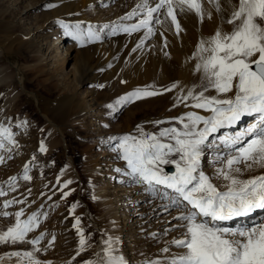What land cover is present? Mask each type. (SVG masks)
I'll return each mask as SVG.
<instances>
[{
    "label": "snow or ice",
    "instance_id": "snow-or-ice-1",
    "mask_svg": "<svg viewBox=\"0 0 264 264\" xmlns=\"http://www.w3.org/2000/svg\"><path fill=\"white\" fill-rule=\"evenodd\" d=\"M61 3L62 0H57L44 7L53 10ZM189 17H194L199 26L214 17L219 21L213 33L199 36L185 60L186 64L192 65L189 72L194 82L185 84L177 80L166 87L155 83L137 86L104 106L115 116L130 104L174 93L172 108L194 109L179 116L151 121L158 131L149 132L143 124H138L135 134L108 138L116 140L112 150L116 158L124 162L123 168L116 167L113 171L131 180L153 199L159 195L168 200L160 205L162 212L171 217L165 221L168 226L162 232L141 228L144 239L157 244L162 241L163 246L151 257L139 252L143 259L137 264H264V224L240 228L223 226L224 222L264 210V172L247 175L264 169V0H137L130 11L110 25L97 27L84 21L69 23L62 18H57L55 23L81 49L101 41L102 32L108 28L111 34H140L133 52L143 51L147 42L159 35L160 50L165 58H170L166 34L179 39L186 33L181 19ZM108 67H113L111 62ZM121 83L127 81L121 80ZM97 87L102 89L105 85ZM245 116L253 117L254 121L243 132L232 137H219L231 151L217 157L215 163L220 167L214 175L221 183H214L201 168L205 149L213 143L209 138ZM165 124L169 126L161 127ZM15 127L27 131L29 121L20 120ZM7 145L18 147L16 133L10 125L0 123V148ZM38 151L41 154L48 151L44 140L40 141ZM35 161L33 155L23 166L20 178L25 182L32 180L29 173ZM3 162L0 157V163ZM165 165L174 166V171L166 172ZM66 167L56 178L62 199L75 191L69 187L73 180L61 183ZM17 180V176L9 177L5 182L7 188L15 191ZM89 184L92 186L91 180ZM162 189L171 190L174 195L170 196ZM6 195L5 188L0 187V197ZM91 199L98 201L100 197L93 194ZM24 203H27L26 199L15 198L3 202L5 210L0 211V217H13L14 223L0 229V245H30L31 248L4 253L0 256V264L6 260H14V264H51L50 261L42 262L37 254L47 252L54 245L55 235L52 234L43 248L39 245L48 235L46 232L29 236L40 227L41 215L46 219L48 214L33 212L26 215L23 208L14 213L6 210L14 204ZM78 206L79 202L73 203L69 215H74ZM173 211L176 215H172ZM81 224V217L75 216L72 227L78 236V246L75 256L67 264H72L93 247V234L86 235ZM112 225L115 227L114 221ZM100 236L99 250L82 264H130L122 251L123 242L119 236L109 234L107 230H100ZM169 236L171 239H165Z\"/></svg>",
    "mask_w": 264,
    "mask_h": 264
},
{
    "label": "rangeland",
    "instance_id": "rangeland-1",
    "mask_svg": "<svg viewBox=\"0 0 264 264\" xmlns=\"http://www.w3.org/2000/svg\"><path fill=\"white\" fill-rule=\"evenodd\" d=\"M30 1L0 0V10L8 9L10 12L7 19V22H10L8 24L18 25L17 28H9L7 27L8 24L0 18V26H6V28H0V42L2 44L0 45V52H2L0 67H7L13 79L11 81L10 79L0 81V123L8 124L13 128L18 142V147L8 145L10 151L0 148V157L4 160L3 163H0V187H4L7 191L6 196L0 197V211L5 210L3 209L5 200L15 198L17 200L26 199L27 203L14 204L6 209L7 211L14 213L23 208L26 215L33 212H46L48 214L46 219L41 215L40 227L34 233L29 234L30 238L39 235L40 232L48 234L45 240L41 241L39 245L41 248L48 244L52 234L56 237L54 245L48 248L47 252L37 254L42 262L50 261L51 264H67L75 256L78 236L72 225L74 217L80 216L82 219L81 227L85 229V234H93L91 240L93 247L73 260L72 264H82L84 260L92 258L93 253L99 250L100 230H107L109 234L119 236L123 242L122 251L130 264H137L138 261L143 259L139 252L143 251L151 257L157 254L158 249L163 246L162 241L157 244L144 239L139 228L143 227L148 232H162L164 227L168 226L165 221L170 220L171 217L168 213L162 212L160 205L167 203L168 200L161 199L159 195L153 199L150 195L144 194L141 188L135 189L139 186L134 185L131 180L114 171L112 172V168L120 167L122 162L116 158V153L112 150L116 140L112 139L110 142L108 138L109 136L115 138L128 133L135 134L136 125L138 124H143L149 132L158 131L150 122L160 120L157 119L160 112H139L133 103L115 116L110 115L104 106L114 102L117 97L126 93L124 88H118L117 86L99 88L100 95L92 101V97L87 96L91 91L89 85L79 84L77 86V79H73L72 69L76 63L77 54L75 42L70 37L65 36L63 29L59 28L54 22L49 25V28L41 31L45 33L44 35L42 33V38H35L33 31H40L39 29H42V26L47 27L48 18L45 19L44 17L47 16L36 8L39 4H35L36 0ZM136 2L137 0H109L108 2L105 0H91L92 7L89 13H98L100 17L106 19V22L108 20L113 22L114 19L112 18L119 10L127 11L128 7L131 9ZM129 3L130 6H128ZM104 4H107L108 7H103ZM100 23L98 22L99 25ZM37 26L41 28L37 29ZM109 33V30L102 33V44L106 50H108L110 43ZM21 35L29 36L33 40V44L29 47L25 42L20 43ZM69 45H72V48L68 53L66 48H69ZM35 54L40 58L39 60L34 58ZM62 57L66 58L63 65H61L63 63ZM56 67H58V70L54 69ZM109 74L110 71H106L102 77V84L111 80L112 77ZM9 93L10 95H17V104L10 111L6 110L8 105L7 95ZM61 95L72 96L74 104H60L58 100ZM84 99L86 103L83 101ZM95 102L97 104L91 108L90 105L95 104ZM252 118L250 116L243 117V127H248L247 121ZM20 120L29 121L27 131L15 127ZM104 125L108 126L105 127ZM167 126L169 125L165 124L161 127ZM224 130V128H221L209 138L213 143L205 149L201 161L202 170L212 177L213 182H215L214 173L220 167L219 164L215 163L217 157L227 155L231 151L227 145L219 140ZM41 140H44L48 149L45 154L38 151ZM53 140H56V144L52 147ZM102 151L107 153L98 155ZM33 155L36 156V161L29 173L32 180L25 182L20 176L23 172V166L31 160ZM97 155L107 161L106 165L103 163L106 168L104 167L102 170H110L108 176L104 178L105 180L99 178L94 181L86 174L88 163ZM65 166L67 167L63 176H61V183L68 179L73 180V184L69 187L75 189V191L66 199H62V193L57 185L56 178ZM163 167L168 173L174 171L172 165ZM169 168H172L173 171L170 172ZM103 174H105V171ZM11 176L18 177L15 191L8 189L5 183ZM109 177L112 186L108 187H112L111 191L113 192L115 190L113 185L114 187L117 186L118 197L126 199L125 203H128L126 207L128 209L127 214L132 215L131 218H134V222L139 217H143L142 224L141 221L136 224H141L139 228H136V225L130 226L132 224L127 227L122 222L120 233L118 229L116 231L110 230L108 220L103 218L104 208L100 201L91 199L96 188L102 187L104 181L105 183L108 182ZM90 180L92 186L89 184ZM121 180L124 182L121 183ZM128 188L131 191H128ZM29 189H31V192H29ZM76 202H79V206L75 214L69 215L70 206ZM118 210L117 207V212ZM172 215H176L175 211ZM237 220L238 218L224 222L223 226L240 228L263 224L264 210L240 219V221L243 220L241 222H236ZM13 223V217H0V229H6ZM128 228H132L133 232L136 233L134 237L127 236ZM137 232L139 233L137 234ZM171 235H176V233ZM165 239H171V236ZM30 248V245H0V256L6 252L29 250ZM9 262L6 260L4 264Z\"/></svg>",
    "mask_w": 264,
    "mask_h": 264
},
{
    "label": "bare ground",
    "instance_id": "bare-ground-1",
    "mask_svg": "<svg viewBox=\"0 0 264 264\" xmlns=\"http://www.w3.org/2000/svg\"><path fill=\"white\" fill-rule=\"evenodd\" d=\"M105 1L108 2L109 0H105ZM30 2L32 3L33 1H30ZM56 2L57 0H36L35 1V4L39 3L36 8L41 10L43 12V15L47 16V17L43 16L45 19L48 18V21L46 22L47 27L42 26V29H39L40 31H37V30L36 32L33 31L34 33L33 36L35 35V38L37 39L42 38L45 33L41 31L44 30L45 28H49V25L52 24L53 22L55 23V20L57 18H62L66 22H69V23H75L77 21L91 22L97 27L102 26L104 24L110 25L112 23V22H109V20L108 22H106V19L100 17L98 13L96 14L89 13V10H90L89 5H91V0H62L60 7H58L57 9H53V10H48L44 7L45 4L47 3H56ZM128 6H130V3L128 4ZM130 10L131 9H129V7L127 11L119 10V12L112 18L114 19L113 22L117 21L119 17L123 16L126 12ZM0 12H1L0 18H2L3 22L8 24L9 21L7 22V19L10 14L9 10L2 9L0 10ZM76 13H79V15H76ZM98 22H101L100 25L98 24ZM131 22L133 21H128V23H131ZM218 23H219L218 19L214 17L212 21H206L203 24V26H199L197 25L196 19L194 17H189L187 19L182 18L181 24L186 29V33H182L179 39H177L175 36L171 35L170 33L166 34L170 42L169 47L167 49L170 52V58H165L163 53L160 50L161 49V38L159 37V35L149 40L147 44L145 45V48L143 51L133 52L132 49L135 47V44L140 34H135L133 36H127L119 32H117L116 34H111L110 28L104 29L102 33H105L107 30H109L110 32L109 33L110 43L108 46V50H106L103 47L102 40L99 42H95L93 44L87 45L83 49L76 47V52H77L76 63L73 66L74 68L72 67L73 68L72 71L74 74L73 79L74 80L77 79L76 80L78 81L77 86L79 84L89 85L91 91H90V94L87 96L92 97L91 99L92 101L95 100L101 93L97 85L102 84V77L104 76L106 71H110L109 75L112 78L109 82H106L103 84L107 88L109 87L113 88L114 86H117L118 88H124L126 92H129L135 89L137 86H143V85L152 84V83H155L159 87H166L173 81H177V80L185 84H191L194 82V78L191 76L189 72V69L192 67V65L186 64L185 60L191 54L192 50L194 49L199 36L201 34L207 36L213 33ZM56 25L59 28H61L58 24ZM7 27L17 28L18 25L8 24ZM0 28H6V26L5 25L3 27L0 26ZM36 28L38 29L41 27L37 26ZM23 36L20 39V43L25 42L30 47L33 44V40L29 36H24V37ZM0 45H2L1 42H0ZM70 48H72V45H69V48H66V52L69 53ZM1 56H2V52H0V57ZM37 57L38 56L35 54L34 58L36 60H39L40 58L39 57L37 58ZM65 59L66 58L62 57L61 60H63V63H61V65L64 64ZM110 62L113 65V67L111 68L108 67V64ZM54 69L58 70V67ZM41 70H44V69H41ZM8 79H10V81L13 80L12 76H10L9 69H7V67L5 68L0 67V81L8 80ZM121 80H125L127 81V83L122 84ZM10 89L12 90L13 88L11 87ZM173 95L174 93H166L162 96H157L155 98L138 101L134 103V106L135 108L139 110V112H143V111L152 112V113L160 112L158 113L157 119L175 117V116H179L184 111L194 110V109L184 108L183 106L172 108ZM7 96H8L7 97L8 105L6 104L7 105L6 110L10 111L14 107V105L17 104L16 102L17 95L14 96V95H10L9 93ZM73 99L74 98L72 96L61 95L58 102L62 105L64 104L71 105V104H74ZM83 101L86 103L85 99ZM96 104H97L96 102L95 104H91L90 105L91 108ZM170 108H172L171 111H169ZM196 111H201V110H196ZM201 114L206 115L207 113L201 112ZM242 119L233 126L224 127L225 130L223 131L222 136L227 138V137H232L234 135H238L241 132H243L245 128L247 127H243L244 122ZM253 121H254V118L248 120L247 126H249V124L252 123ZM109 137H112V136H109ZM109 141L111 142L112 140H109ZM55 144H56V140H53L52 147L55 146ZM9 148L10 147H8L7 145V147L4 149L8 150ZM106 153L107 152L102 151V153H98V155L106 154ZM98 155L97 157L92 158L86 167L87 176L94 181L98 180L99 178H102V180H105L104 178L108 176V173L110 171L109 169H108L109 171H106V169L102 170L104 167L106 168V166H103V165L107 161H104L102 158H99ZM210 157L212 158V156ZM121 162L122 164H120V167H124V162L123 161ZM113 165L118 166L117 164H113ZM113 169L114 168H112V172H113ZM104 171H105V174H103ZM260 172H264V169H260L255 172L248 173L247 175H258L260 174ZM205 173L208 174L207 172ZM214 181H215L214 183H220V181L216 182L215 179ZM111 182L112 181H110V177H109L108 182L105 183L104 181L105 185L103 184L102 187H97L94 193L95 195L100 197L99 201L102 207L104 208L103 218L108 220L109 225H110V230L116 231V229H118V232L120 233V230H121L120 225L122 224V222L127 227L130 224H132L130 226H134L140 221L142 224L143 217L142 218L139 217L137 221L134 222V218H131L132 215L127 214L128 209H126V207L128 203H125L126 199H120L118 197V194L116 191L117 186L114 187L113 185V188H115V190L113 192L111 191L112 187H108V186H112ZM136 188H140V187H135V189ZM128 191H131V190L129 189ZM163 191H167L170 196L174 195L173 193H171V190L162 189V192ZM117 207L119 209L118 212H117ZM260 211L261 210H257V212H260ZM240 219L242 218H238L236 222L243 221V220L240 221ZM113 221L115 222V227H113L112 225ZM140 225H136V228H139ZM127 230H128L127 236L134 237L136 235V233L133 232L132 228H128ZM139 230H141V228H139ZM138 233L139 232H137V234ZM7 264H14V262H9Z\"/></svg>",
    "mask_w": 264,
    "mask_h": 264
},
{
    "label": "water",
    "instance_id": "water-1",
    "mask_svg": "<svg viewBox=\"0 0 264 264\" xmlns=\"http://www.w3.org/2000/svg\"><path fill=\"white\" fill-rule=\"evenodd\" d=\"M169 171L172 172L173 171L172 168H169Z\"/></svg>",
    "mask_w": 264,
    "mask_h": 264
}]
</instances>
